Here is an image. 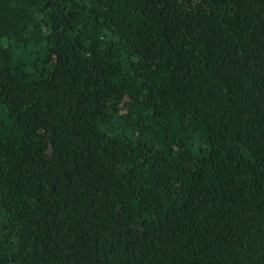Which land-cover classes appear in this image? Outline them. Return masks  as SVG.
Segmentation results:
<instances>
[{"label": "trees", "instance_id": "trees-1", "mask_svg": "<svg viewBox=\"0 0 264 264\" xmlns=\"http://www.w3.org/2000/svg\"><path fill=\"white\" fill-rule=\"evenodd\" d=\"M0 264H264V0H0Z\"/></svg>", "mask_w": 264, "mask_h": 264}]
</instances>
